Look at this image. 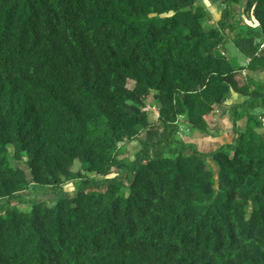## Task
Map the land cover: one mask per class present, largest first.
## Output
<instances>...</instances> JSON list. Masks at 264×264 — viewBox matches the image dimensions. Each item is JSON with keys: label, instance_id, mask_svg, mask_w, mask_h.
Listing matches in <instances>:
<instances>
[{"label": "trees", "instance_id": "trees-1", "mask_svg": "<svg viewBox=\"0 0 264 264\" xmlns=\"http://www.w3.org/2000/svg\"><path fill=\"white\" fill-rule=\"evenodd\" d=\"M220 2L0 0V264H264V0Z\"/></svg>", "mask_w": 264, "mask_h": 264}, {"label": "rangeland", "instance_id": "rangeland-1", "mask_svg": "<svg viewBox=\"0 0 264 264\" xmlns=\"http://www.w3.org/2000/svg\"><path fill=\"white\" fill-rule=\"evenodd\" d=\"M197 2L201 4L203 7H205L207 13L211 16V21H208L205 24V27H210L212 25V21H216L219 19L221 10L223 8L220 0H197ZM223 53H225V55H228L233 60L236 59V61L240 64L246 63L244 57L238 53V51L234 48V45L231 44V42L229 41L226 42V51H224ZM251 75L254 81L259 85L258 87L264 89V74L251 73ZM234 95L235 94H232L227 101H225L223 104L218 105L217 112L213 113L208 119L210 125H214L216 123L219 124L221 132L219 133L218 137L210 138L208 135L192 130L189 124L186 122V120L183 117H179L177 120V126H178L177 140L182 139L187 143H192L197 150L202 152H208L214 150L223 143L231 142L233 137V132L231 130L232 125L229 121V107L232 104L239 102L243 99V97L241 96L238 95L234 96ZM147 111H148V119L150 123L155 124L157 122V109L155 107H147ZM241 125H243V122H241ZM140 147H141L140 140L137 138L136 140L130 142L126 148H128L131 154L137 151L138 149H140ZM7 159L9 165L19 166L28 173V170L26 169L24 163H22L20 160H16L13 157V148L11 146L7 148ZM208 162L214 169H216L214 163L211 160H208ZM78 166L79 164L75 163L73 169L74 170L77 169ZM70 183L71 182H65L63 184V188L69 190L71 188ZM22 194L23 196L21 197L19 196L14 200L13 205L19 209L28 210L30 207L29 199L31 197L32 192L28 189L24 191ZM52 197L53 195L51 193H45L43 190L39 191L38 193L39 199L49 200ZM48 203L49 205L51 204L50 200Z\"/></svg>", "mask_w": 264, "mask_h": 264}, {"label": "built area", "instance_id": "built-area-1", "mask_svg": "<svg viewBox=\"0 0 264 264\" xmlns=\"http://www.w3.org/2000/svg\"><path fill=\"white\" fill-rule=\"evenodd\" d=\"M260 47L263 48V45H261Z\"/></svg>", "mask_w": 264, "mask_h": 264}, {"label": "crops", "instance_id": "crops-1", "mask_svg": "<svg viewBox=\"0 0 264 264\" xmlns=\"http://www.w3.org/2000/svg\"><path fill=\"white\" fill-rule=\"evenodd\" d=\"M211 138V137H210Z\"/></svg>", "mask_w": 264, "mask_h": 264}]
</instances>
